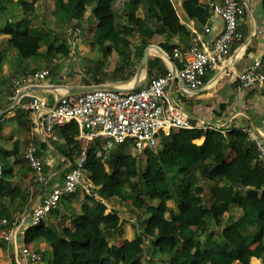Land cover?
Returning a JSON list of instances; mask_svg holds the SVG:
<instances>
[{"label": "trees", "instance_id": "16d2710c", "mask_svg": "<svg viewBox=\"0 0 264 264\" xmlns=\"http://www.w3.org/2000/svg\"><path fill=\"white\" fill-rule=\"evenodd\" d=\"M13 1L0 0V11ZM118 1L53 0L56 13L69 15L78 23L88 6H93L97 19L94 34L99 44L112 43L106 55L115 49L127 61L132 58L131 38L136 33L143 37L179 34L182 38L187 34L171 0ZM36 2L26 0L23 14L34 11ZM184 6L190 16L205 23L204 6L190 0ZM25 24L24 19L10 23L4 31L22 47H35L39 36ZM147 44L144 40L136 47L132 63L140 62ZM68 51L66 42L51 43L47 53L67 57ZM74 134L68 142L75 143L79 154L80 144L74 141ZM201 135L205 141L197 145L193 140ZM126 146L117 145L100 157L101 143L90 142L86 180L104 200L113 196L136 198V206L147 216L141 223V234L123 246L111 243V233L123 220L117 212H108L104 201L86 193L72 224L55 227L44 221L26 230L25 242L45 238L54 264H148L127 257L132 251L143 253L147 240L158 239L157 231L162 228L168 239L164 246L155 244L154 252L168 256L164 264H251L252 257L264 258V166L258 160L256 143L245 132L181 129L138 156L125 152L119 156L118 151ZM230 147L235 156L223 171ZM5 173L12 177V168ZM154 201L157 205L152 204ZM172 201L174 207L169 205Z\"/></svg>", "mask_w": 264, "mask_h": 264}, {"label": "crops", "instance_id": "0c3cea01", "mask_svg": "<svg viewBox=\"0 0 264 264\" xmlns=\"http://www.w3.org/2000/svg\"><path fill=\"white\" fill-rule=\"evenodd\" d=\"M25 1L14 0L4 11H1L10 10L5 15L4 22L0 17V160L4 170L12 168L13 172L12 177L3 173L0 180V222L2 218L24 217L27 223L26 231L31 227L33 206L41 203L54 186L63 183L67 172L78 159L75 143L68 140L73 132L74 141L77 140L79 124L73 126L70 121L63 126H57L54 129L56 137L48 133L43 115L36 116L26 108L28 96L19 102L11 101V78L27 71L50 68L52 73L42 85H28L22 89L24 94L32 92L44 97L47 108L54 106L64 93V88L60 86L96 85L129 91L145 86L153 76L168 73L175 75L180 64L172 56L173 48L189 46L191 32L186 27L187 34L183 38L179 34H150L143 37L136 33L131 38L132 58L136 47L144 40L147 41V46L151 45L147 65L140 79H136L140 62L132 63L131 57L127 61L126 56L121 57L115 49L106 55L105 51L112 48V43L106 42L103 46L99 44L94 34L97 19L91 7H88L81 19L85 32L78 45L77 59L56 55L34 63L31 57L37 52L48 55L49 44H65V24L76 21H72L69 15L62 17L56 13L53 0H37L35 10L23 14L22 4ZM123 1L119 0L118 4ZM171 1L180 22L185 25L184 23L192 18L184 6L186 0ZM190 1L206 8L205 23L194 17V26L199 29L203 24L211 26L212 31L206 35V39L212 42L223 29V20L212 11V4L222 3L223 0ZM241 1L245 13L240 17L239 26L243 29L244 38L234 47L229 60L206 74V86L203 88L187 90L179 79L174 78L173 84L168 89L172 100L186 112L190 124L194 126L193 129L222 130L226 133L233 129L243 131L244 128L252 126L264 135V84L240 91L236 88L232 74H228L230 68H235L237 71L247 69L256 58L260 57L263 58L264 69V0ZM23 19L26 20L25 27H28L33 35L39 36L38 45L35 47H22L18 40H13L4 31L7 24H15ZM56 59L58 62H55ZM231 65L233 67H230ZM174 87H178L177 99L173 96ZM179 101H182L183 105ZM170 135L162 134L158 146L161 145L164 136ZM31 141L36 143L37 155L43 161L42 172L45 178L43 181L37 178L35 171L25 160L24 155ZM204 141L205 135L193 140L197 145H202ZM123 153L118 151L119 156ZM227 156L226 163L221 168L223 171L227 170L235 156L231 147ZM85 194L81 188L73 195H65L59 207L48 215L45 223L55 227L72 224L75 215L80 212ZM104 202L108 212H117L123 220L122 224L111 233V243L123 246L126 240H133L142 233L141 223L145 215L142 207L136 206V198L123 200L119 196H113ZM169 205L174 207V202H169ZM239 214L237 210L236 215ZM224 217L227 218L228 214ZM157 233L158 239L153 242L147 240L146 250L143 253L132 251L127 259H139L142 263L148 261V264H164L168 256L158 251L154 253V246L155 244L158 247L164 246L168 237L162 228L158 229ZM24 236L25 234L21 233L18 235L19 245L27 244ZM28 245L36 249H45L44 259L37 264H54L53 251L45 238H39ZM49 253L50 258L47 257ZM15 258L14 244L0 236V264H14ZM251 264H264V258L252 257Z\"/></svg>", "mask_w": 264, "mask_h": 264}, {"label": "built area", "instance_id": "2783aa9c", "mask_svg": "<svg viewBox=\"0 0 264 264\" xmlns=\"http://www.w3.org/2000/svg\"><path fill=\"white\" fill-rule=\"evenodd\" d=\"M212 11L223 20L221 33L212 41L206 39L212 28L203 24L202 28L194 26L195 18L185 22L191 32L189 46H176L172 56L180 66L176 74L156 75L148 84L129 91H121L111 87H97L82 92H65L56 104L47 108V102L37 93H22L28 85H42L51 75L50 68L27 71L11 78V101H21L29 97L26 108L36 116L43 115L45 129L56 137L54 129L67 122L79 124L77 140L80 144L78 159L67 172L61 185L54 186L49 194L31 210L30 225L36 226L44 222L48 215L57 209L65 195L78 192L81 188L85 193L104 201L86 180L87 150L90 142L99 141L101 150L97 155L108 154L115 146L129 144L138 153L154 149L162 134L170 135L181 129H193L184 109L174 102L168 89L174 78L179 79L187 90L206 86L205 76L210 70L219 68L227 62L243 36L240 28V17L245 13L241 0H223L213 3ZM85 32L82 23L65 24L66 43L69 47L68 56L77 59L78 45ZM263 58H256L245 70L237 71L230 68L238 90L252 89L264 84ZM55 62H58L56 59ZM230 67H233L231 65ZM243 131L256 143L258 160L264 166V135L255 127L248 126ZM38 147L34 141L28 143L25 160L35 171L39 180L43 181V161L37 155ZM4 173V165L0 160V180ZM25 218H2L0 236L14 244L16 258L14 264H37L44 258L45 249H36L28 244L19 245L18 235L25 234Z\"/></svg>", "mask_w": 264, "mask_h": 264}, {"label": "rangeland", "instance_id": "374dc122", "mask_svg": "<svg viewBox=\"0 0 264 264\" xmlns=\"http://www.w3.org/2000/svg\"><path fill=\"white\" fill-rule=\"evenodd\" d=\"M88 7H91V9L93 8V6H88ZM8 12H10V10L9 11H7V12H1L0 11V17L3 19L2 21L4 22V20H5V15L8 13ZM85 28V27H84ZM7 48V47H6ZM14 48V47H13ZM14 49H16V48H14ZM16 51L19 53V51L16 49ZM31 58H33L34 59V63H39L40 62V60H42V59H44V58H46V59H49L50 58V56L49 55H46L44 52H37L36 54H34ZM177 89H178V87H174V90H173V96L177 99V95H178V91H177ZM64 93H65V91H64ZM179 103L181 104V105H183V102L182 101H179ZM186 105V104H185ZM123 150V152H125V153H131V154H134V155H139L138 153H137V151L134 149V147L133 146H131V145H127L124 149H122ZM152 204L153 205H157V201H154V202H152ZM145 217H147V216H145ZM155 253V252H154ZM157 253V252H156ZM153 254V253H152ZM154 256H155V254H154ZM47 257H49L50 258V253L47 255ZM148 262V261H147Z\"/></svg>", "mask_w": 264, "mask_h": 264}, {"label": "water", "instance_id": "95a60500", "mask_svg": "<svg viewBox=\"0 0 264 264\" xmlns=\"http://www.w3.org/2000/svg\"><path fill=\"white\" fill-rule=\"evenodd\" d=\"M150 47L151 45L147 46L145 48L144 54L141 58L140 64H139V69H138V74H137V78L136 79H140V76L142 75V72L144 71V68L147 65V61H148V57L150 55ZM177 78L175 77V80ZM61 88H64L65 92H72V93H76V92H82V91H88V90H92L94 88H97L99 86L96 85H88V86H78V87H68V86H60Z\"/></svg>", "mask_w": 264, "mask_h": 264}]
</instances>
